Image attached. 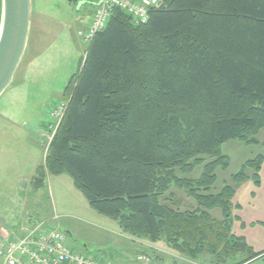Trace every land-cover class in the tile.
Here are the masks:
<instances>
[{
  "label": "trees",
  "instance_id": "16d2710c",
  "mask_svg": "<svg viewBox=\"0 0 264 264\" xmlns=\"http://www.w3.org/2000/svg\"><path fill=\"white\" fill-rule=\"evenodd\" d=\"M139 25L113 8L64 98L68 108L31 182L70 175L91 209L123 233L164 240L185 258H264L233 231L237 190L261 185L264 156L215 193L222 148L264 129V0H163ZM2 0H0V25ZM203 166L197 180L193 175ZM175 188L197 207L183 209ZM221 210L218 221L212 211Z\"/></svg>",
  "mask_w": 264,
  "mask_h": 264
},
{
  "label": "rangeland",
  "instance_id": "374dc122",
  "mask_svg": "<svg viewBox=\"0 0 264 264\" xmlns=\"http://www.w3.org/2000/svg\"><path fill=\"white\" fill-rule=\"evenodd\" d=\"M83 1L87 4L79 7L69 0H31L32 23L26 53L12 86L0 99V228L19 231L20 223L31 215L35 225L47 222L61 228L75 253L110 264H142L139 256H146L155 264L163 261L220 264L211 257L185 258L164 240L152 243L123 233L117 222L91 209L70 175L49 178L40 194L30 190L34 165L47 156L44 131L50 130L49 125L54 122L51 114L68 102L64 92L87 54L88 46L81 33L88 29L95 12L91 4L95 0ZM222 152L228 156L230 167L228 171L217 170L215 193L231 184V176L241 165L264 151L262 147L249 148L245 143L234 141L225 144ZM202 174L203 166L197 167L193 179H199ZM172 192L183 209L197 207L183 191L173 188ZM242 202L244 221L251 222L263 215L260 205ZM211 213L216 220H223L221 210ZM259 219L264 220V216ZM243 220L238 217L241 231L264 230V222L246 226ZM235 234L243 237L238 231ZM250 240L256 242V250L253 248L256 252L264 250V236H250ZM0 264H3L1 259ZM251 264H264V258Z\"/></svg>",
  "mask_w": 264,
  "mask_h": 264
},
{
  "label": "built area",
  "instance_id": "2783aa9c",
  "mask_svg": "<svg viewBox=\"0 0 264 264\" xmlns=\"http://www.w3.org/2000/svg\"><path fill=\"white\" fill-rule=\"evenodd\" d=\"M101 6L97 7L85 33H81L84 42L91 44L94 37L103 31L110 20V8H116L131 16L136 24L149 22L150 12L163 7V0H95ZM68 102L61 104L58 110L51 114L54 122L49 125L45 138L50 147L59 126L65 116ZM0 259L3 264H110L103 259H93L74 253L67 242V236L61 228L42 222L31 229L28 234L18 240L0 238ZM142 264H154L146 256H139Z\"/></svg>",
  "mask_w": 264,
  "mask_h": 264
},
{
  "label": "water",
  "instance_id": "95a60500",
  "mask_svg": "<svg viewBox=\"0 0 264 264\" xmlns=\"http://www.w3.org/2000/svg\"><path fill=\"white\" fill-rule=\"evenodd\" d=\"M78 0H69L71 4ZM84 1L79 7L86 5ZM101 6V4H99ZM113 9H110V12ZM32 23L31 0H2L0 25V99L12 86L28 46Z\"/></svg>",
  "mask_w": 264,
  "mask_h": 264
},
{
  "label": "crops",
  "instance_id": "0c3cea01",
  "mask_svg": "<svg viewBox=\"0 0 264 264\" xmlns=\"http://www.w3.org/2000/svg\"><path fill=\"white\" fill-rule=\"evenodd\" d=\"M89 24V23H88ZM87 24V25H88ZM7 93V92H6ZM6 93L4 94V96L6 95ZM3 96V97H4ZM2 97V98H3ZM1 98V99H2ZM258 140H259V144L258 145H246L247 147H262L263 148V151H264V129L259 133V135L257 136ZM259 155H262L264 156V152L262 153H258L257 156ZM252 156H255V155H252ZM256 156V157H257ZM254 157V159L256 158ZM45 159H46V156H45ZM45 159L43 158L41 163H37L36 165H34V169L32 170L33 173L31 175V182L33 181V179L35 178L36 176V173H37V170L42 166L44 165L45 163ZM252 160V159H250ZM249 161V160H248ZM247 162V161H246ZM245 162V163H246ZM242 167V165H241ZM53 176H48V179L51 178ZM260 178H261V185L260 187H257L255 185V183L253 181H248L246 183H244L236 192V196L234 198V205L238 206V210H235L236 211V214L235 216L239 217L240 220L242 219L243 220V216H244V209H243V202L242 200H244V202L246 203L247 202V205L250 204L251 202L255 205H260L261 207V212L263 213L262 216H264V164L262 166V170L260 172ZM31 184V183H30ZM30 190L33 191V193H38V192H34L33 188L31 187L30 185ZM41 191H39V194H40ZM254 197V198H253ZM242 208V209H241ZM234 211V212H235ZM242 211V212H241ZM238 212V213H237ZM243 215V216H242ZM262 216H257L253 221L251 222H248V221H244L243 223L247 226V225H251V224H255L257 222H264V220L261 221V218ZM220 219L222 220L223 219V215L221 214L220 216ZM219 220V219H218ZM242 225L241 222H235L234 224V231L235 232H239V233H242L241 235L247 239V242L250 244V246L252 248H254L256 250V242L255 241H251L250 240V236L251 237H257V236H264V230L260 229V228H256V229H248L250 232L247 233L248 230L246 231H241L240 230V226ZM37 224H33V220H32V217L31 215H28L26 217V219L24 221H22L20 223V230L18 231L17 229H6V228H0V238L4 239V240H8V241H11V240H18V239H21L23 237H25L28 232L33 229L34 227H36ZM239 226L238 230H236V228ZM247 229V228H246ZM248 234V235H247ZM262 251V250H261ZM260 252V251H259ZM160 264H174V262L172 263H168L166 261H163V262H160Z\"/></svg>",
  "mask_w": 264,
  "mask_h": 264
},
{
  "label": "flooded vegetation",
  "instance_id": "af4514ba",
  "mask_svg": "<svg viewBox=\"0 0 264 264\" xmlns=\"http://www.w3.org/2000/svg\"><path fill=\"white\" fill-rule=\"evenodd\" d=\"M81 1H83V0H78L77 3H74L75 6H78Z\"/></svg>",
  "mask_w": 264,
  "mask_h": 264
}]
</instances>
